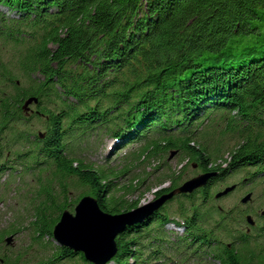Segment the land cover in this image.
<instances>
[{
  "label": "trees",
  "instance_id": "1",
  "mask_svg": "<svg viewBox=\"0 0 264 264\" xmlns=\"http://www.w3.org/2000/svg\"><path fill=\"white\" fill-rule=\"evenodd\" d=\"M0 6L18 15L0 12V39L17 53L15 68L0 54V134L9 130L23 151V166L38 169L32 172L37 189L29 246L46 249L43 240L52 238L61 211L84 194L106 213L136 208L137 200L123 198L136 186L117 187L112 180L131 163L175 149L200 170L218 173L204 188L174 197L186 219L178 246H207L213 260L206 264H264L263 228L255 236L239 233L228 247L233 229L244 222L243 210L204 208L213 196L210 186L231 171L253 166L251 178H264V0H0ZM30 96L38 98L46 132L42 141L25 146V130L15 123L25 128L21 104ZM94 122H105L113 134L116 126L108 124L116 122L137 134L142 145L125 157L121 170L93 166L67 148L68 137L77 141L71 133ZM211 132L234 139L224 167L216 162L224 145L216 144L223 141L209 151L199 142L212 138ZM182 167L162 172L158 181L169 185L155 196L182 182ZM70 186L84 190L70 199ZM167 219L158 210L117 236L114 264H148L151 257L144 259L142 248L148 242L158 252ZM17 229L11 224L0 230V264L25 259V250L8 252L2 245ZM63 259L92 264L63 246L32 264Z\"/></svg>",
  "mask_w": 264,
  "mask_h": 264
},
{
  "label": "rangeland",
  "instance_id": "2",
  "mask_svg": "<svg viewBox=\"0 0 264 264\" xmlns=\"http://www.w3.org/2000/svg\"><path fill=\"white\" fill-rule=\"evenodd\" d=\"M0 12L7 15L8 17L17 18L18 15L13 12L9 11L6 7L0 6ZM10 18H7L6 24H8ZM0 45L4 46L2 49H0V54L2 56V59L4 61H9L13 68H15V56L17 55L16 50L11 49L10 44H3L0 39ZM20 83V81H18ZM18 83V84H19ZM9 91H11L13 88H8ZM69 101L72 99H68ZM73 103V100L71 101V104ZM31 108L34 110L35 106L31 105ZM32 115L27 119H23L22 121L25 123V128H21V124L18 123L17 127L19 130L26 129L25 137L28 142L35 141V135L38 131L45 132L46 129V123L44 122V117ZM109 119V116L107 118ZM103 122V120H102ZM113 123V122H112ZM117 123V122H116ZM114 124H108L118 126ZM120 124V122H119ZM106 123L101 124L100 122H94L93 124L87 126V125H81L85 126L82 129H79V132L76 133L78 141H69L68 147L73 151L75 156L80 157L82 160H84L86 163H90L93 166H100L103 168L113 167L116 170H121L123 166H125L127 161H124V159L120 160H114L117 156H119V153H124L128 147H135V144H122V148L117 149L119 145H112L113 141V135L111 132V127H105ZM206 125V124H205ZM208 127V126H205ZM7 135H4V138H0V144H4L7 139L10 141L13 140V135L7 130L5 131ZM211 132L210 135L212 138H209L206 142L199 140V142H203L207 145L208 151L212 150L215 146L217 140L223 141V143H217L224 144L221 147L220 154L222 155V158L216 159V162L221 165V167L226 166V158H227V149H230L231 146L234 144V139H221L220 136L217 134L212 135ZM6 144V143H5ZM6 144V149L3 148L0 150V182L1 178L4 175L7 174H13L15 179L11 180L10 182L13 183V185L17 186L18 179L16 180V173H19L24 171V167L21 166L20 162L21 159H15L12 156V150L13 146L11 145V148H7V146H10ZM128 145V146H127ZM196 145V143H195ZM110 148V149H109ZM134 150L138 149V147L133 148ZM169 152L166 153H160L156 154L154 156L150 157H144V160L137 161L134 163H131L128 170L124 172L122 175H118L115 179L112 180L111 184H115L117 187H121L125 184H128L131 182L133 186H136L134 190H132L130 193H127L123 196L124 199L127 201H138V205H142L146 203L147 201L152 200L154 197L155 191H157L160 188L166 187L169 185L168 180H164L163 182L158 181V178H160L163 175V171L166 168H170L171 170H174L177 172L182 166L183 168V176L182 181L187 180L191 178L192 176L196 175L197 173L201 172L200 169L197 167V165L192 166V162L187 159V157H183L180 154H175L172 158H168ZM143 158V156H142ZM2 165V167H1ZM38 169H35L31 172L27 171L23 174L22 177V183L23 185L19 188V191L15 189V191H6L0 189V194L4 196V200L0 202V228L6 227L9 223H14L17 227H20L14 238L12 239L13 242V250L15 252L24 251L26 252L25 256L21 257L25 258L22 260L21 264H32L35 260L40 258H46L50 256L54 250V248L58 247L59 244L54 240V238H45L43 241L46 243L47 247L46 249L40 248L37 245L33 244L29 246L30 243V237H29V230L27 227L28 222L31 220L30 213H29V205L28 202L31 198L35 197V192L37 189V183L35 181V173L31 174L32 172L37 171ZM256 173V169L253 166H245L239 169H236L235 171H231L230 173L226 174L221 180L215 181L210 186V192L211 194H214L218 190L222 189L226 185H230L233 183L238 184V186L227 195L220 197L218 199H214L213 197L208 200L207 204L204 205V208L207 209L209 207H220L222 210H228L230 208H234L235 206L238 209H247L251 210L253 213V218L256 220L258 225H264V218L260 217L259 213L262 209H264V178L262 175H256L255 178H250L252 174ZM162 174V175H161ZM247 177V181H242L243 178ZM140 179V180H139ZM163 179V178H160ZM142 180V181H141ZM69 190V198H76L81 192H83L84 189L79 187H73L70 186L68 188ZM251 191L252 192V199L250 202L246 204H241L239 199L242 195H244L246 192ZM119 193H123V191H120ZM201 193H197V197L199 201L202 200L199 198ZM180 199H183L186 201L185 196ZM164 209L167 212V214H171L172 217L178 218L179 215L177 213L178 208V200L177 198H174L173 200L167 202L164 206ZM74 203L70 204L66 209L73 213ZM179 220V219H178ZM246 227V224H240L236 227V230L238 232L242 231ZM173 226L171 224L164 225L162 228V235L164 239V243L162 244V250L163 252L169 257L172 258V251H176L177 254L180 253V248L176 245V240L178 234L175 233V231L172 229ZM180 231V230H179ZM123 234V233H122ZM184 234V232H183ZM152 236V235H151ZM148 242L145 243L144 247V255H146L149 252ZM179 249V250H178ZM187 249V248H186ZM185 250V249H184ZM187 251V250H186ZM191 251V250H190ZM205 251V248L200 250ZM78 256V255H77ZM75 255V257H77ZM74 257V258H75ZM26 260V262H24ZM206 260H211L209 258H206ZM66 264H71L66 260ZM131 259H129L130 263ZM205 261V260H204ZM169 260H162L161 263L158 264H169ZM179 264H182V260H176ZM185 264H203V262H200V260H187Z\"/></svg>",
  "mask_w": 264,
  "mask_h": 264
},
{
  "label": "water",
  "instance_id": "3",
  "mask_svg": "<svg viewBox=\"0 0 264 264\" xmlns=\"http://www.w3.org/2000/svg\"><path fill=\"white\" fill-rule=\"evenodd\" d=\"M37 102L36 97H28L22 108L28 111V105ZM43 137V133H39ZM176 150H171L168 158H172ZM217 175V171H204L187 180L179 186L161 193L159 196L142 205L116 214L103 212L94 197L82 196L74 206V213L64 209L58 221L53 226L52 236L60 245L73 252H82L85 259L93 264H104L116 253L115 237L123 232L127 227L137 223H142L150 217L159 207L175 194L191 193L193 190L204 186ZM235 185L224 187L215 194L218 198L233 190ZM251 199V192L246 193L241 199V203H246ZM264 210L262 211V214ZM80 220L75 226L68 227L69 220ZM249 224H254L250 215L246 216ZM12 240V236L7 238V242Z\"/></svg>",
  "mask_w": 264,
  "mask_h": 264
},
{
  "label": "snow or ice",
  "instance_id": "4",
  "mask_svg": "<svg viewBox=\"0 0 264 264\" xmlns=\"http://www.w3.org/2000/svg\"><path fill=\"white\" fill-rule=\"evenodd\" d=\"M79 220H80V217H77L75 220H69L67 226L68 227L75 226Z\"/></svg>",
  "mask_w": 264,
  "mask_h": 264
},
{
  "label": "bare ground",
  "instance_id": "5",
  "mask_svg": "<svg viewBox=\"0 0 264 264\" xmlns=\"http://www.w3.org/2000/svg\"><path fill=\"white\" fill-rule=\"evenodd\" d=\"M146 240H148V239H146Z\"/></svg>",
  "mask_w": 264,
  "mask_h": 264
}]
</instances>
